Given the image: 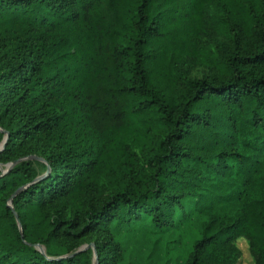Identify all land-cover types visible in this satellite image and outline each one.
<instances>
[{"label": "trees", "instance_id": "obj_1", "mask_svg": "<svg viewBox=\"0 0 264 264\" xmlns=\"http://www.w3.org/2000/svg\"><path fill=\"white\" fill-rule=\"evenodd\" d=\"M208 1L0 0V164L51 146L44 175L0 167V264H120L111 223L169 226L187 197L204 219L184 264H234L238 237L264 264V0L249 38L221 21L225 73L174 95Z\"/></svg>", "mask_w": 264, "mask_h": 264}, {"label": "rangeland", "instance_id": "obj_2", "mask_svg": "<svg viewBox=\"0 0 264 264\" xmlns=\"http://www.w3.org/2000/svg\"><path fill=\"white\" fill-rule=\"evenodd\" d=\"M246 3V0H210L206 3L202 16L205 31L198 39L197 53L174 58V71L179 75L172 84L174 95L187 91L189 81L193 77L219 78L225 73L218 60H226L234 50V44L221 30V21L225 18L232 19L242 40L249 38L251 26L246 19ZM50 148L49 144L35 143L27 149L28 153L0 164V167L6 170L22 159H30L38 175H44L49 166L43 153ZM262 175L264 177V170ZM108 179L105 177L103 182L106 189L110 190L106 184L109 183ZM194 201V197L185 198L184 207L174 214L173 223L166 227H157L149 216L112 222L111 235L124 249L120 264H184L193 241L200 235L204 219V215L194 209ZM92 238L93 236H90L81 240L79 248L92 245L89 241ZM235 243L240 249V256L234 264H254L248 240L238 237ZM91 252L93 257H96L93 248Z\"/></svg>", "mask_w": 264, "mask_h": 264}]
</instances>
